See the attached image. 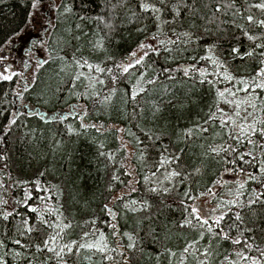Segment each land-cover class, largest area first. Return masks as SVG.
I'll list each match as a JSON object with an SVG mask.
<instances>
[{"label":"snow or ice","instance_id":"1","mask_svg":"<svg viewBox=\"0 0 264 264\" xmlns=\"http://www.w3.org/2000/svg\"><path fill=\"white\" fill-rule=\"evenodd\" d=\"M24 2L23 21L0 38V81L15 78L21 100L0 107V264H264V0ZM92 3L103 11L89 15ZM198 19L217 33H241L227 57L217 39L205 40L211 30L201 32ZM237 60L242 74L230 63ZM46 67L63 87L44 103L58 94L76 101L56 120L69 139L94 145L110 170L105 202L82 221L66 207L79 203L72 185L83 180H70L71 152L59 170L12 175L7 145L26 113L24 94ZM113 111L124 126L97 122ZM53 140V153L64 152L67 142ZM173 205L181 218L161 225Z\"/></svg>","mask_w":264,"mask_h":264},{"label":"trees","instance_id":"2","mask_svg":"<svg viewBox=\"0 0 264 264\" xmlns=\"http://www.w3.org/2000/svg\"><path fill=\"white\" fill-rule=\"evenodd\" d=\"M116 0H113L115 3ZM103 11V8H97L95 3L90 5L88 14L95 15L98 12ZM119 15L117 16L116 23L120 25L124 11L117 9ZM26 16V7L24 0H3L0 3V38L9 31L11 27L21 23ZM229 19V17H223ZM199 30L202 32L203 27L207 26L211 30V34L205 35V40L211 42L213 38L217 39L222 45L220 52L227 57L228 49L236 44L235 37L240 36L241 33L233 28H228L226 32H216L215 24L205 25L203 20L196 21ZM219 23V21H217ZM102 28V26H101ZM87 30L92 32L95 30L94 25H89ZM132 31L131 26L125 28L117 36L119 39L120 35L127 36L128 32ZM241 43L248 44L246 40H242ZM112 51L119 57L122 54L121 49L113 48ZM202 54V53H201ZM102 58V57H101ZM232 67L237 69L241 74L244 72L243 62L237 60L232 63ZM55 65L52 66L54 68ZM256 65L252 62H248V68H255ZM52 68H45L40 73V80L37 85L34 86V90L30 93H25L23 97V103L27 106L26 113L19 120V126L13 129L11 142L7 145L9 153L12 157L14 168L12 175L14 178L20 179H34L33 172L39 168L43 170L44 167H55L61 169V165L64 163V153L71 152L73 154V174L70 180H75L76 176L83 173V180L77 181L75 185H72L74 191L78 193L79 203L73 204L69 207L66 203V207L72 215L75 216L77 221L87 219L96 210L98 212L100 206L105 202L104 189L108 183V171L105 170L104 165L106 163L103 159H98L96 156V148L94 145H90L83 138L77 140L76 137L69 139L65 132L64 124H60L56 117L61 115V110L67 113V109L70 103H75V100H71L68 103L64 102V94H58L61 96L59 101L54 98L50 103L45 104L44 100L49 99L52 93L57 87H63L59 79L53 74ZM16 89L15 78L14 81H0V100L4 101L0 107H20L18 98L13 94ZM44 92L45 95L41 96L39 93ZM3 92H8V96L4 97ZM201 92L205 95V103L210 102V96L206 94V86L201 89ZM176 95L182 101L184 93L182 90L177 89ZM11 102V103H8ZM83 103V101H80ZM116 104L119 105V100H116ZM204 104H201L203 107ZM226 107V106H225ZM46 112L47 121L42 119V116L38 113V110ZM227 110V108H226ZM168 109L165 110V116H167ZM96 114L93 112L88 119L95 118ZM104 122L108 124H120L124 126V123L118 119V113L113 111L111 118L107 116L100 117L97 122ZM72 118H69L66 123H73ZM163 123V121H161ZM91 135L95 136L94 132ZM63 139L66 141V147L64 152L53 153L54 140ZM104 140L105 137H99ZM167 143V140L164 141ZM118 146V142L113 139L111 135L107 137V147L114 149ZM123 155V153H121ZM155 155V154H153ZM91 161V163H89ZM135 166V161H133ZM22 168V171L20 170ZM63 171L67 172V167L63 168ZM51 179V177H49ZM70 182V181H69ZM103 194V195H102ZM167 217V219H165ZM181 218L180 211L176 205H173L171 210H165L164 215L160 217L159 223L161 225L167 223L171 225L173 221H178ZM159 232H163V227L157 229ZM179 229H173V237L179 232ZM186 231V230H185ZM148 252H155V246L149 245L146 249Z\"/></svg>","mask_w":264,"mask_h":264},{"label":"rangeland","instance_id":"3","mask_svg":"<svg viewBox=\"0 0 264 264\" xmlns=\"http://www.w3.org/2000/svg\"><path fill=\"white\" fill-rule=\"evenodd\" d=\"M15 48L17 49H20L21 48V42H17L15 45H14ZM28 47H31V44L29 43ZM21 53L17 52V53H13V57H16L18 55H20ZM20 61L17 59L16 60V64L14 65V68L19 71L20 70ZM18 88V85L16 84V89ZM18 103L20 104L21 106V100L18 98ZM42 116V115H41Z\"/></svg>","mask_w":264,"mask_h":264},{"label":"water","instance_id":"4","mask_svg":"<svg viewBox=\"0 0 264 264\" xmlns=\"http://www.w3.org/2000/svg\"><path fill=\"white\" fill-rule=\"evenodd\" d=\"M38 110V113L40 114V115H42V117H45L47 114H46V112H44V111H42V110H39V109H37Z\"/></svg>","mask_w":264,"mask_h":264}]
</instances>
